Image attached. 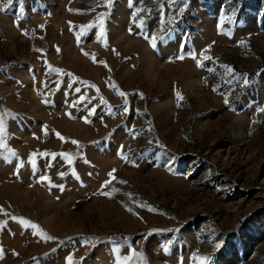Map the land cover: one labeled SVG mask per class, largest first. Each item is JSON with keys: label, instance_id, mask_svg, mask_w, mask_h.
Segmentation results:
<instances>
[{"label": "rangeland", "instance_id": "374dc122", "mask_svg": "<svg viewBox=\"0 0 264 264\" xmlns=\"http://www.w3.org/2000/svg\"><path fill=\"white\" fill-rule=\"evenodd\" d=\"M0 128V264H264V0H13Z\"/></svg>", "mask_w": 264, "mask_h": 264}, {"label": "snow or ice", "instance_id": "6c2138e0", "mask_svg": "<svg viewBox=\"0 0 264 264\" xmlns=\"http://www.w3.org/2000/svg\"><path fill=\"white\" fill-rule=\"evenodd\" d=\"M110 2H111V0H109V3H110ZM12 3H13V0H7V3L4 4L3 7H0V11H3V10L6 9L8 6H10ZM181 11H182V9H181ZM69 23L71 24V22H69ZM129 31H131V29H129ZM25 34H27V33H25ZM103 35H104V33L101 32L100 36L97 37V39H100L101 37H103ZM155 39H156L155 37H152V46H153V47L156 46V44H155ZM84 54H85V55H90V54L87 53V52H85ZM91 55H92V59H93V61L96 62V60H95V54H91ZM179 58H180V59H183L182 56L179 57ZM193 58H195V56H193ZM99 63H102V64H104V65L107 67V64H106L105 61H99ZM50 70L53 71V72H57V73L63 72L62 69H59V68H51V66H50ZM229 71H231V69H229ZM77 79H78V78H77ZM245 83H247V81H245ZM93 87H94V85H93ZM111 87H113V89L117 91V94H118V95H120V96H122V97H123V96H126V93L120 91L116 85L113 84V85H111ZM77 91L79 92L80 90L77 89ZM97 91H99V90L97 89ZM82 98H83V97H82ZM181 98H182V97H180L179 94H178V99H181ZM101 103H107V102H106L103 98H101ZM225 103L227 104V103H229V101H228V100H225ZM125 111H127V108H125ZM2 131H3V129L0 128V132H2ZM57 135L60 136L59 133H57ZM60 138H61V139H64L63 137H60ZM72 143L79 145L80 142H79V141H75V140H73ZM0 149H7V145H6V143L4 142L2 136H0ZM8 151H11V150L9 149ZM3 154H4L3 152H0V155H3ZM13 155H14V153H13ZM63 155H64V157L67 159V158L69 157L70 154L65 153V154H63ZM121 155L123 156V153H122V152H121ZM53 156H55V154H53ZM33 166H35V162H34V161H33ZM114 172H115V170L113 169L112 171H110V172L108 173V176H109V177H112V179H115V177L113 176V173H114ZM73 174L75 175V173H73ZM59 175L63 176V175H65V173H59ZM40 179H41V181L47 180L49 183H51L50 178L47 177V176H42V177H40ZM121 182H122V183H125L124 181H121ZM110 183H111V181L106 180V181L104 182V185H102V188L105 187V186H107V185L110 184ZM59 187L62 188L63 186L61 185V186H59ZM115 191H117V189H113V192H115ZM101 194H102V195H106V196H110L112 193L101 191ZM128 210H129V211H132L131 208H129ZM150 210H154V209H150ZM0 211H3L2 206H0ZM12 219H14V220H20V222L23 223L25 226H29V225H30V226H31L32 228H34V229L39 227V226L36 225L35 223H33V222H31V221H28V220H26V219H24V218H18V217L13 216ZM34 234H36V233H34ZM47 238H48V239H53V237H47ZM217 247H219V245H217ZM164 250H165V251L168 250L167 245L165 246V249H164ZM0 251H2V249H0ZM132 251H133V254H134V255H140V256H142V254H137V253L135 252L134 249H133ZM68 260H69V262H70V264H71V260H72L71 256L68 257ZM130 260H131V257H130V256H125V257L123 258V264H129V261H130ZM118 264H120L119 261H118Z\"/></svg>", "mask_w": 264, "mask_h": 264}]
</instances>
